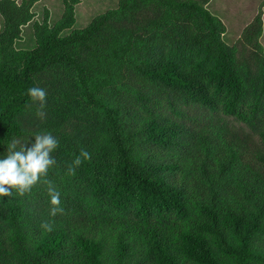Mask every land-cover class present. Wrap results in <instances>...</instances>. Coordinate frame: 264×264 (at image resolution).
Listing matches in <instances>:
<instances>
[{"label": "trees", "instance_id": "1", "mask_svg": "<svg viewBox=\"0 0 264 264\" xmlns=\"http://www.w3.org/2000/svg\"><path fill=\"white\" fill-rule=\"evenodd\" d=\"M37 1L0 0V158L14 138L31 144L30 124L55 136L48 179L65 212L50 217L43 184L0 198V264H264V154L248 134L188 122L201 107L264 144L261 14L242 32L249 62L209 0H119L62 36L81 2L63 0L53 25L47 9L33 22L34 48L16 50ZM81 149L91 159L68 176Z\"/></svg>", "mask_w": 264, "mask_h": 264}, {"label": "rangeland", "instance_id": "2", "mask_svg": "<svg viewBox=\"0 0 264 264\" xmlns=\"http://www.w3.org/2000/svg\"><path fill=\"white\" fill-rule=\"evenodd\" d=\"M20 4L22 0H14ZM63 0H39L33 4L31 11L34 14L33 19L21 28L20 39L15 41L14 49L31 50L35 46L32 24L41 22L43 11H49V24L53 25L62 13ZM119 0H81L75 6V23L71 29L64 31L61 35L65 36L73 30L85 28L91 19L100 15L107 10L117 7ZM205 7L215 16H217L225 25L226 31L222 36L223 41L235 49L239 60L250 61L248 57L253 50L243 42L242 32L244 28L260 13L262 19V29L258 37V46L264 54V0H209ZM3 29V20L0 16V32ZM192 121H188L195 128L216 127L224 132H237L238 134H248L251 140L257 146L256 151L264 154V144L260 141L259 136L252 132L243 123L237 121L234 117L221 113L204 112L201 107L193 108L189 113ZM204 125V126H202ZM27 130L32 133L31 143L34 142V136L38 134V128L32 124L27 126ZM264 174V168L259 166Z\"/></svg>", "mask_w": 264, "mask_h": 264}, {"label": "clouds", "instance_id": "3", "mask_svg": "<svg viewBox=\"0 0 264 264\" xmlns=\"http://www.w3.org/2000/svg\"><path fill=\"white\" fill-rule=\"evenodd\" d=\"M33 105L36 106V116L39 119L46 117L47 91L34 86L27 91ZM59 147L58 139L51 133H40L34 136V142L24 143L20 139H12L6 146V153L0 158V198L16 196L24 197L40 184L47 188L50 204V217L62 215L65 209L61 205V193L53 181L48 179L50 170L57 166L53 156ZM91 159L86 149H81L68 165L66 174L75 176L76 170ZM46 232L54 230L53 221H43L40 225Z\"/></svg>", "mask_w": 264, "mask_h": 264}]
</instances>
